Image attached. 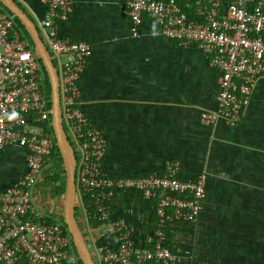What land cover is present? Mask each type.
I'll use <instances>...</instances> for the list:
<instances>
[{
	"label": "built area",
	"instance_id": "obj_1",
	"mask_svg": "<svg viewBox=\"0 0 264 264\" xmlns=\"http://www.w3.org/2000/svg\"><path fill=\"white\" fill-rule=\"evenodd\" d=\"M39 2L44 12L33 23L56 73L61 125L74 159L73 216L92 264H175L164 244L165 231L176 222L196 219L205 197L204 175L180 179L175 162L146 175L111 176L102 171L106 139L78 102L77 81L89 46L58 33L71 0ZM119 3L131 35L147 16L160 35L178 45L192 44L206 56L218 74L217 91L214 109L200 111L198 120L202 125L220 120L226 127L236 126L255 82L264 81V0ZM41 67L12 16L0 8V151L7 146L22 149L25 167L0 191V264H80L59 221L61 214L42 212L32 199L55 161L50 156L55 143ZM119 201L127 206L135 201L144 208V232L114 214ZM150 214L155 217L152 226Z\"/></svg>",
	"mask_w": 264,
	"mask_h": 264
},
{
	"label": "crops",
	"instance_id": "obj_2",
	"mask_svg": "<svg viewBox=\"0 0 264 264\" xmlns=\"http://www.w3.org/2000/svg\"><path fill=\"white\" fill-rule=\"evenodd\" d=\"M33 22L39 0H14ZM119 0H71L59 35L88 44L80 74L79 107L106 139L102 171L111 176L161 172L205 177L201 211L192 222L166 229L175 264H264V81L257 80L239 122L202 125L213 110L217 72L192 44L178 45L147 16L131 35ZM24 151H0V191L23 174ZM37 209L60 215L63 194L45 183L32 196ZM131 212V213H130ZM143 207L117 202L114 210L144 232ZM15 264H24L22 260Z\"/></svg>",
	"mask_w": 264,
	"mask_h": 264
},
{
	"label": "water",
	"instance_id": "obj_3",
	"mask_svg": "<svg viewBox=\"0 0 264 264\" xmlns=\"http://www.w3.org/2000/svg\"><path fill=\"white\" fill-rule=\"evenodd\" d=\"M0 5H2L11 14V16L18 21V23L22 26V28L28 35L32 43L33 51L38 57L45 73L49 88L51 130L64 173L61 219L66 228V232L70 237L71 244L80 264H92L90 255L84 245L83 239L79 233L73 216L74 159L61 125L57 95V79L53 64L50 60L47 49L44 47L38 36L34 23L20 8V6L16 4L14 0H0Z\"/></svg>",
	"mask_w": 264,
	"mask_h": 264
},
{
	"label": "trees",
	"instance_id": "obj_4",
	"mask_svg": "<svg viewBox=\"0 0 264 264\" xmlns=\"http://www.w3.org/2000/svg\"><path fill=\"white\" fill-rule=\"evenodd\" d=\"M0 8L6 12L8 15L11 16V14L2 6L0 5ZM12 21H13V25L15 27V29L19 32V36L21 39L25 40V42L27 43V45L30 47V48H33L32 47V43L28 37V35L26 34V32L24 31V29L22 28V26L18 23V21L12 17ZM41 70L43 72V77H44V80H43V85H44V91H45V94L47 96V99L49 98V88H48V84H47V80H46V77H45V73L43 71V68L41 67ZM51 131V129H50ZM52 158H55V161L53 163V166H51L49 168V175L45 178V184L47 185V187L55 194H62L63 193V189H64V176H63V171H61V174H60V168H61V160H60V157L58 155V152H57V149L55 147V145L53 146V150L51 152V155H50ZM133 196L132 193H129L128 194V197L131 198ZM149 226H152V223L154 222L155 220V217L153 216V214H150L149 215ZM48 221V220H47ZM59 221L62 222V219L61 217L59 218ZM63 227L64 224H63Z\"/></svg>",
	"mask_w": 264,
	"mask_h": 264
},
{
	"label": "clouds",
	"instance_id": "obj_5",
	"mask_svg": "<svg viewBox=\"0 0 264 264\" xmlns=\"http://www.w3.org/2000/svg\"><path fill=\"white\" fill-rule=\"evenodd\" d=\"M63 194V193H62Z\"/></svg>",
	"mask_w": 264,
	"mask_h": 264
},
{
	"label": "rangeland",
	"instance_id": "obj_6",
	"mask_svg": "<svg viewBox=\"0 0 264 264\" xmlns=\"http://www.w3.org/2000/svg\"><path fill=\"white\" fill-rule=\"evenodd\" d=\"M63 203V202H62Z\"/></svg>",
	"mask_w": 264,
	"mask_h": 264
}]
</instances>
